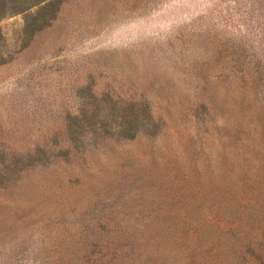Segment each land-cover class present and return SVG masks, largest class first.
I'll use <instances>...</instances> for the list:
<instances>
[{"label": "rangeland", "instance_id": "rangeland-1", "mask_svg": "<svg viewBox=\"0 0 264 264\" xmlns=\"http://www.w3.org/2000/svg\"><path fill=\"white\" fill-rule=\"evenodd\" d=\"M35 2L0 0V264H264V0Z\"/></svg>", "mask_w": 264, "mask_h": 264}, {"label": "trees", "instance_id": "trees-1", "mask_svg": "<svg viewBox=\"0 0 264 264\" xmlns=\"http://www.w3.org/2000/svg\"><path fill=\"white\" fill-rule=\"evenodd\" d=\"M43 1L50 2L51 0H37L38 5ZM145 107V103H143ZM161 123L152 115L132 113L123 116H107L106 127L107 133L110 135L114 133L119 139L132 140L140 134H147L148 136H155L160 129ZM70 128V126H69Z\"/></svg>", "mask_w": 264, "mask_h": 264}]
</instances>
